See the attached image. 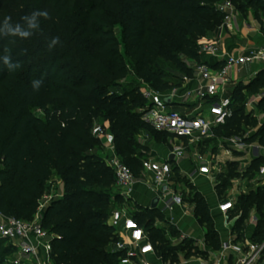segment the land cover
Returning a JSON list of instances; mask_svg holds the SVG:
<instances>
[{"label": "trees", "instance_id": "trees-1", "mask_svg": "<svg viewBox=\"0 0 264 264\" xmlns=\"http://www.w3.org/2000/svg\"><path fill=\"white\" fill-rule=\"evenodd\" d=\"M213 1L0 0V24L5 17H11L14 24L23 23V16L37 10L47 11L50 17H40L39 30L28 39L0 38V55L7 49L6 54L20 65L9 71L0 62V213L30 220L43 185L52 175L59 177L62 197L47 208L41 222L54 235V264H118L119 254L105 250L115 239L107 222L114 176L98 155L101 140L91 134L92 126L104 117L106 124L100 126L110 132L124 164L139 175L144 153L136 151L129 131L137 133L146 127L154 136L165 135L141 119L144 100L139 87L122 93L110 90L118 88L130 72L158 92L180 87L181 79H171L156 65L166 60L185 76L192 75L193 69L180 56L201 63L200 39L220 22ZM231 1L241 11L256 2L246 0L239 6L238 0ZM259 9L263 11L264 6L256 7ZM113 21L121 25V43L112 31ZM57 37L59 42L49 49ZM35 79L42 81L38 91L31 87ZM260 83H264L263 71L246 88L257 92ZM129 95L134 100L126 101ZM248 118L242 106L236 107L217 134L220 130L226 136L231 134L230 126L247 124ZM234 165L229 164L228 177L235 175ZM256 166L257 161L251 164L252 169ZM225 179L216 186L219 193L226 187ZM120 199L118 193L113 195L115 203ZM240 199L243 218L253 206L263 216L264 185ZM190 201L195 217L205 226L206 243L218 248L219 236L204 198L194 191ZM145 212L147 218H134L166 260L169 247L160 249L163 238L149 232L154 219L162 214L156 209ZM262 224L263 219L259 226Z\"/></svg>", "mask_w": 264, "mask_h": 264}, {"label": "built area", "instance_id": "built-area-1", "mask_svg": "<svg viewBox=\"0 0 264 264\" xmlns=\"http://www.w3.org/2000/svg\"><path fill=\"white\" fill-rule=\"evenodd\" d=\"M231 7V2L222 6L227 22ZM217 52L218 43L215 39L200 42V57L217 56ZM222 59L224 65L219 69L201 62L195 65L190 77L183 76V82L196 80L198 83L195 88L185 91L181 99L183 104L194 106L188 112L172 108L177 99V87L158 92L142 81L144 86L139 88L144 100V106L140 109L141 119L153 131L168 138L172 149L166 159H157L153 154L144 156L140 161V173L135 175L117 154L109 137L111 144H104L109 150L104 162L113 173L114 187L121 197H130L134 185L141 183L158 197L156 210L159 213L184 205V195L180 183L176 181L173 162L191 155L195 169L189 177L200 175L212 182L214 187L229 164L239 163L230 180L232 186L224 189L225 198L218 200L215 190V210L222 218L228 232L227 238L219 250H207V256L201 264H264V218L256 206L251 208L248 218H243L244 209L238 205L239 198L250 189L264 185V143L259 137L251 140L255 133L223 137L217 134V130L232 117L237 107L232 88L228 87V71L246 64H260V71L264 73V46L248 53H228ZM167 97L169 103L165 101ZM240 105L245 115L256 118L260 127L264 121V111H261V107L264 108V87L248 96ZM91 134L98 137L101 143L108 139L105 129L96 122ZM208 141L212 143L206 146ZM200 145L206 148L201 151ZM215 148L222 149L227 159L214 154ZM170 156H173L172 161L168 160ZM255 161L257 166L252 169L251 164ZM261 213L264 216V206ZM41 220L38 213L30 220L6 217L0 213V241L17 254L9 261L10 264H53L51 240L54 235L43 228ZM107 222L115 233L112 250L119 254L118 264H154L157 259L162 264H172L162 259L148 233L124 210L111 211Z\"/></svg>", "mask_w": 264, "mask_h": 264}, {"label": "crops", "instance_id": "crops-1", "mask_svg": "<svg viewBox=\"0 0 264 264\" xmlns=\"http://www.w3.org/2000/svg\"><path fill=\"white\" fill-rule=\"evenodd\" d=\"M255 1H256L255 3H261L262 5H264V0H255ZM255 3L250 4L247 11H241L235 5L231 4L232 7L231 9L228 10V13L230 14V19L222 27V30H219V32L217 31L218 34H216L215 37L209 36L210 38L209 37L207 38L206 35L203 36L202 39H200V42L215 39L218 43V52H217L218 55L201 57V62L205 63L207 66L213 69H219L224 65V60L222 59L223 55L228 53H237V52L248 53L250 50H253L260 46H264V15L262 16L259 15L260 13H262L260 9L256 11L252 8V6ZM249 8H252L253 10H249ZM192 61L195 64L194 66L190 65V68L194 69L197 63L194 60ZM260 69H261L260 64H251V65L246 64L240 67H234L228 71V75L230 78L228 87L230 89L232 88L231 90L233 97H238L236 96L238 94L241 96V99L243 101L248 96H251L255 93V92L251 93L246 88V86L257 77L255 76V74L258 73ZM197 84L198 83L196 80H192L188 82L182 81L181 86L177 87V99L175 104L172 105V108L184 112H188V110L194 108L193 105L183 104L181 102V99L183 98V94L185 93V91L195 88ZM236 102L238 101L236 100ZM261 111H264L263 107H261ZM108 139L110 138L108 137ZM108 139H105L102 142V144L103 145L111 144V141H109ZM162 139L165 142H163V144L160 145L159 148L157 147L152 148V153L154 157L160 160L166 159L169 154V151H171L172 149V145L169 143L168 138L164 136ZM211 143L212 141H208L206 143V146ZM203 148L206 147L200 145L199 149L201 151ZM220 150L221 149L215 148L214 154H218L222 159L225 158L227 159V155L224 153V151L221 152ZM183 165H186L187 168L189 169L187 173L184 171ZM194 169L195 166L191 155L185 156L179 159L178 161L173 162V171L175 172V176L177 177V179H179L176 180L177 182L184 181V185L191 184L197 188L195 184V179L197 177L204 179L207 182V184L209 183L208 185L211 187L213 195L216 198V194H215L216 187H214V184L212 182H210L208 179L200 175L189 177ZM53 176L61 181V179L56 175ZM185 192L186 193L189 192L187 187L185 188ZM197 192L202 193L201 196H203V198H205L206 200L204 193L199 188H197ZM131 196L136 200H138L139 203L145 209H150L149 208L150 202L155 197L151 189H149L147 186H144L143 184L134 185ZM187 199L190 201V198L188 196ZM206 203L210 215L212 217L215 230L217 231L219 236V240H220L219 247L213 248L206 243L205 226L201 225L198 222L197 218L195 217L194 203L191 201L187 203L184 199V205L182 207H176L172 211H168L166 213H161V214L163 220L166 223H168V225H171L176 232L180 233V235H183V237L192 238L194 242L193 245L195 248H197L199 252H195L194 254H191L189 258H187L184 255H181L177 258L176 260L177 262L174 261V263L168 259L166 260L163 259L164 261H170L172 264H201L202 260H204L207 256V252H206L207 250L210 251L219 250L221 243L227 238L228 232L223 225L222 218L215 210V207L214 210L211 211L207 200ZM158 222L159 220L155 218L153 225L157 226ZM154 264H162V263L160 259H157L154 261Z\"/></svg>", "mask_w": 264, "mask_h": 264}, {"label": "rangeland", "instance_id": "rangeland-1", "mask_svg": "<svg viewBox=\"0 0 264 264\" xmlns=\"http://www.w3.org/2000/svg\"><path fill=\"white\" fill-rule=\"evenodd\" d=\"M238 1H239L238 5L241 6L242 4L245 3L246 0H242V1L238 0ZM226 2H231V4L234 3L231 0H215V1H213L212 7H213L214 11L219 15L220 22L218 25H216L212 30H210L206 34L207 38L209 36L215 37V35L218 34L219 30H222V27L227 23L226 18H225L226 13L222 9V6L225 5ZM235 6L237 7V5H235ZM259 6H264V5H262L261 3H256L252 6V8L254 10H256V7H259ZM252 8H249V10H253ZM241 9H245L243 11L248 10V8H246V7H243ZM259 15L260 16L264 15V10ZM121 29H122L121 25L117 21L112 22V31H113L114 35L117 37L119 43H121ZM121 51H122V46H121ZM180 57H181V59H183V61L185 62V65L187 67H190V65L194 66L195 63L191 59L184 58L182 56H180ZM123 58H124V61L126 64L130 63V61L127 59V57L124 56ZM156 67L162 68L169 75V77H171V79H174V80L181 79V81H183L182 78H183V76H185L183 71H181L179 68H177L175 65L171 64L170 62H168L166 60H160V62L156 65ZM135 86L141 88L144 86V83L141 80L135 78L133 73L130 72V75L127 78L120 81V86L118 88L111 89L110 93L112 91H119V93H122L123 91H126L127 89H130L131 87H135ZM261 87H264V83H262V84L260 83V88ZM125 100L126 101H132L134 99H133L132 95H129L127 98H125ZM237 100H238V102H236V104H238L237 107H239V106H241L240 103L242 102V99L239 96V97H237ZM134 109H136V107ZM35 113L40 114L39 111H35ZM261 123L263 124L264 121ZM97 124L102 125V126L104 124H106L104 117H101L98 120ZM261 126L259 127V124H258V121L256 120V118L249 116L247 124L245 122H242V123L237 122L235 125L233 124L232 126H230L229 131H231L232 133L229 135H241L243 133L244 134L245 133H247V134L255 133L254 136H252L251 140L259 137L260 141L262 143H264V131L260 132ZM235 127L239 130L235 131L236 130ZM104 129H105V133H106L107 137H110V132L108 131V129L107 128H104ZM129 134L132 135V139L134 142L133 144L136 147V151H138L139 153L142 151V153H144L145 157H147L148 154H153L152 148H156V147L159 148V146L162 145L163 142H165V141H163L161 136L160 137L154 136L153 132H150L146 127L141 128L137 133H132V131H129ZM218 136L223 137L226 135L220 130L218 132ZM144 137H146V138H144ZM214 143L216 144L217 142L214 141ZM136 144H138V146H136ZM220 151L223 152L222 149ZM108 153H109L108 148L101 143L100 146L98 147V155H99L100 159L104 161L105 158L108 156ZM234 163H235V165L232 166L231 169L235 172V169L239 166V163H237V162H234ZM183 169L186 173L189 171V169L187 168L186 165H183ZM229 171H230V166L228 165L227 170L223 174H221V176L219 177V181H224V179L226 178L225 180L227 181V184H226L225 189L232 186V183L230 182L232 177H228V175H227ZM177 180H179V179H177ZM179 183H180V189L183 192L184 199L187 203L190 202L187 199V196L189 198H191L194 191H197V188H199L204 193L211 211L214 210V207L216 204V198L213 195L211 187L208 185L209 183L207 184V182L204 179H201L198 177L195 179V184H196L197 188L191 184L190 185H184V181H180ZM138 184H141V183H138ZM262 186H256L257 188L250 189L247 192V194L242 196V197L244 198L245 196L256 192L257 189L259 187H262ZM186 187L189 191L188 193L185 192ZM63 190H64V187H63L62 181H60L58 178H55L52 175L50 180L48 182H46L42 187V192H41L40 197L37 200L36 210H35L34 215L36 213H38L43 218V215H44L45 211L47 210V208L56 199L62 197ZM216 191L218 193V200L225 198L224 195L226 193L224 190L221 193H219V191L217 189H216ZM115 193H118V190L115 187H113L110 190L111 197H110V202H109L112 211L124 210L125 212H127L131 216L136 217V219H138V220L139 219L143 220V219L147 218V214L145 212L146 209L139 203L138 200H136L132 196H130L128 198L127 197L126 198L121 197V199L115 203L113 201V195H115ZM200 195H202V193H200ZM242 197H240V198H242ZM204 200H205V198H204ZM206 200H205V202H206ZM238 205L240 207H242L243 209H245L244 206L241 204V199L238 201ZM250 210H251V208L247 212V215L244 216L245 218H248ZM262 218H264V216H262ZM152 228L153 229H151L149 231L150 234H153L154 237L160 236L161 238H163V243L160 245V249H162V247H164V248L169 247V249L166 252L168 253V260H170L171 262L174 263V259H177L181 255H184L187 258H189V256L191 254L195 253L194 251H197V248H195L193 245V243H194L193 239L192 238H186V237H183V235H180V233L176 232L171 225H168V223H166L163 220L162 216L159 217V222H158L157 226L153 225ZM214 228H215V226H214ZM112 249H113L112 242H109L105 246V250L112 251ZM187 252H189V253L187 254ZM15 256H17V254H15L13 249L10 246H8L5 242L0 241V263L1 264H10L9 261L11 259H13ZM52 263H53V261H52Z\"/></svg>", "mask_w": 264, "mask_h": 264}, {"label": "clouds", "instance_id": "clouds-1", "mask_svg": "<svg viewBox=\"0 0 264 264\" xmlns=\"http://www.w3.org/2000/svg\"><path fill=\"white\" fill-rule=\"evenodd\" d=\"M50 18L47 11H33L30 14L23 16L21 19L23 23H12L11 17H5L2 24H0V38L2 37H17L20 39H28L36 33L40 28L39 18ZM59 42V38H54L48 45L49 49L54 47ZM5 54L0 55V62L9 70L15 71L20 67L19 63L13 62L10 55L6 54L7 49L4 50ZM42 86V81L35 79L31 82L33 91H38Z\"/></svg>", "mask_w": 264, "mask_h": 264}, {"label": "water", "instance_id": "water-1", "mask_svg": "<svg viewBox=\"0 0 264 264\" xmlns=\"http://www.w3.org/2000/svg\"><path fill=\"white\" fill-rule=\"evenodd\" d=\"M169 100H170V99H169L168 97L165 98V101H166L167 103H169ZM172 159H173V156H170L169 160H172ZM157 203H158V197L155 196V197L151 200L150 205H149V208H150V209H155Z\"/></svg>", "mask_w": 264, "mask_h": 264}]
</instances>
